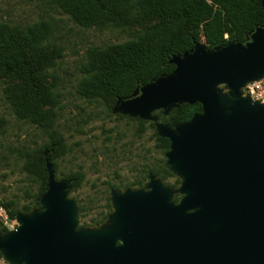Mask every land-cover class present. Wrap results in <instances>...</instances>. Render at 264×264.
Wrapping results in <instances>:
<instances>
[{
  "label": "water",
  "instance_id": "95a60500",
  "mask_svg": "<svg viewBox=\"0 0 264 264\" xmlns=\"http://www.w3.org/2000/svg\"><path fill=\"white\" fill-rule=\"evenodd\" d=\"M264 15V0H259ZM173 70L117 100L112 114L152 122L168 141L164 165L179 179L172 191L149 171L144 188L108 191L111 213L78 228L70 181L54 180L43 153L39 208L16 213L0 235L8 264H264V101L242 96L264 79V25L242 43L194 44L172 56ZM200 105L184 123H160L180 104Z\"/></svg>",
  "mask_w": 264,
  "mask_h": 264
},
{
  "label": "trees",
  "instance_id": "16d2710c",
  "mask_svg": "<svg viewBox=\"0 0 264 264\" xmlns=\"http://www.w3.org/2000/svg\"><path fill=\"white\" fill-rule=\"evenodd\" d=\"M19 1L26 5L42 4L45 12L61 13L78 27L121 33L132 30L124 42L87 48L84 62L78 67L79 79L74 94L88 104L103 106L106 117L134 121L139 132L145 127L152 130L155 147L162 154L168 150V141L156 136L153 123L112 115L114 103L128 98L155 77L169 74L173 66L167 63L168 60L189 51L194 44L214 49L227 42L242 43L254 28L264 25L259 0ZM9 2L0 0V103L16 121L44 133L46 140L32 151L15 152L18 158L14 160L20 163V173L36 185V193L31 202L21 208H16L11 201H1L7 222L13 221L16 213L39 208L37 199L44 193L46 182L44 152L52 165L54 180L70 181L69 193L75 191L82 181L80 173L58 177L56 161L64 153L65 144L56 129L61 93L51 73L61 57L55 41V21L45 14L35 20L14 16ZM200 112L197 103L180 104L167 116L161 111L153 112L152 116L160 123L179 124ZM5 125L6 120L0 117V136ZM4 160L7 157L0 155V161ZM148 171L172 187L179 183L161 161ZM148 171L143 165L130 182L107 184V188L116 191L142 188ZM170 180L172 183L167 182ZM102 195L104 211L95 219L85 221V208L77 205L78 219L81 220L78 228H96L107 220L111 213L107 191ZM177 198L175 196L173 200L177 201ZM7 231L0 222V235Z\"/></svg>",
  "mask_w": 264,
  "mask_h": 264
},
{
  "label": "rangeland",
  "instance_id": "374dc122",
  "mask_svg": "<svg viewBox=\"0 0 264 264\" xmlns=\"http://www.w3.org/2000/svg\"><path fill=\"white\" fill-rule=\"evenodd\" d=\"M9 3L12 4L14 16L35 20L38 16L48 15L55 21V41L61 57L51 73L61 93L56 129L65 144L64 153L56 161L58 177L76 173L82 175L81 183L75 191L69 193L68 190L67 198L82 205L85 208L84 220L90 221L104 211L102 194L106 190L109 199L107 184L130 182L143 165L147 166L148 171L157 162L164 164L165 161L164 154L155 147L152 130L145 127L144 131L139 132L134 121L106 117L103 106L88 104L74 94L79 79L78 67L84 62L87 48L124 42L132 30L121 33L93 27L82 28L72 24L61 13L45 12L42 4L26 5L19 0H10ZM0 117L6 120L0 136V155L7 157V160L0 161V202L11 201L16 208H21L31 202L36 185L20 173V163L14 160L18 158L15 152L34 150L44 143L46 135L16 121L2 103ZM167 182L172 183V180ZM163 184L171 189L173 198L180 197L175 192L179 183L176 187ZM0 222L8 231L17 227L15 219L10 222L5 220V223L0 219ZM77 223L80 225L81 220L78 219Z\"/></svg>",
  "mask_w": 264,
  "mask_h": 264
},
{
  "label": "built area",
  "instance_id": "2783aa9c",
  "mask_svg": "<svg viewBox=\"0 0 264 264\" xmlns=\"http://www.w3.org/2000/svg\"><path fill=\"white\" fill-rule=\"evenodd\" d=\"M263 92H264V79L247 83L242 88V96L249 97L252 100H259L261 102L264 101ZM257 94H259L260 98L253 99L254 97L257 96ZM0 219H2L5 223L6 216L2 208H0Z\"/></svg>",
  "mask_w": 264,
  "mask_h": 264
},
{
  "label": "clouds",
  "instance_id": "9594fccd",
  "mask_svg": "<svg viewBox=\"0 0 264 264\" xmlns=\"http://www.w3.org/2000/svg\"><path fill=\"white\" fill-rule=\"evenodd\" d=\"M258 98H260V97H259V94H257V96L254 97L253 99H258ZM0 264H7L6 259H0Z\"/></svg>",
  "mask_w": 264,
  "mask_h": 264
}]
</instances>
